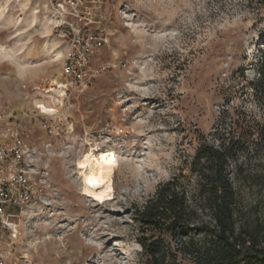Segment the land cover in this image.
<instances>
[{
	"label": "rangeland",
	"instance_id": "obj_1",
	"mask_svg": "<svg viewBox=\"0 0 264 264\" xmlns=\"http://www.w3.org/2000/svg\"><path fill=\"white\" fill-rule=\"evenodd\" d=\"M52 1L0 0V142L21 135L50 185L19 211L9 264H141L136 207L187 174L205 142L233 144L243 215L264 222L258 0H109L107 68L82 93L62 86ZM90 149L118 154L103 203L82 195L77 161Z\"/></svg>",
	"mask_w": 264,
	"mask_h": 264
},
{
	"label": "trees",
	"instance_id": "obj_2",
	"mask_svg": "<svg viewBox=\"0 0 264 264\" xmlns=\"http://www.w3.org/2000/svg\"><path fill=\"white\" fill-rule=\"evenodd\" d=\"M261 64L251 84L264 103V58ZM238 160L230 142L202 143L187 174L136 207L141 264H264V222L243 215Z\"/></svg>",
	"mask_w": 264,
	"mask_h": 264
},
{
	"label": "built area",
	"instance_id": "obj_3",
	"mask_svg": "<svg viewBox=\"0 0 264 264\" xmlns=\"http://www.w3.org/2000/svg\"><path fill=\"white\" fill-rule=\"evenodd\" d=\"M109 0H53L49 6L53 31L62 48L65 92L82 93L107 67L98 55L111 42ZM32 148L18 133L0 142V264L18 234L19 211L42 199L50 186L46 169L35 162Z\"/></svg>",
	"mask_w": 264,
	"mask_h": 264
},
{
	"label": "bare ground",
	"instance_id": "obj_4",
	"mask_svg": "<svg viewBox=\"0 0 264 264\" xmlns=\"http://www.w3.org/2000/svg\"><path fill=\"white\" fill-rule=\"evenodd\" d=\"M52 19L50 24H52ZM56 43H52L51 49ZM56 56L61 57V53ZM38 108L43 113L54 115L58 112L55 107L45 103H39ZM119 165L118 154L114 149L99 151L96 154L94 149L84 152L77 161V174L81 178L82 195L90 197L98 203L107 201L114 194V173Z\"/></svg>",
	"mask_w": 264,
	"mask_h": 264
}]
</instances>
